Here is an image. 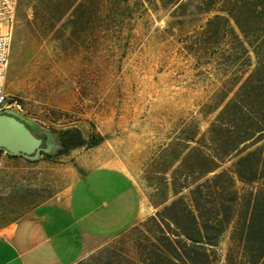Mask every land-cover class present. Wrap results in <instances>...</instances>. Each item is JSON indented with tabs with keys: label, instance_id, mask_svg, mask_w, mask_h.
Listing matches in <instances>:
<instances>
[{
	"label": "rangeland",
	"instance_id": "rangeland-1",
	"mask_svg": "<svg viewBox=\"0 0 264 264\" xmlns=\"http://www.w3.org/2000/svg\"><path fill=\"white\" fill-rule=\"evenodd\" d=\"M167 1L17 2L10 102L54 131L78 129L100 142L56 154V162L89 154L94 164L128 170L142 191L140 221L77 264H145L156 235L163 234L155 218L178 196L189 199L210 154L209 127L252 68L222 59L233 38L215 36L209 27L226 14L216 9L220 3L206 10L201 0H181L185 14ZM229 242L228 231L218 264H226Z\"/></svg>",
	"mask_w": 264,
	"mask_h": 264
},
{
	"label": "trees",
	"instance_id": "trees-1",
	"mask_svg": "<svg viewBox=\"0 0 264 264\" xmlns=\"http://www.w3.org/2000/svg\"><path fill=\"white\" fill-rule=\"evenodd\" d=\"M180 2L166 4H179L187 14ZM201 2L206 10L220 3L216 9L226 13L209 26L215 36L233 38L224 63L252 68L209 127L210 154L197 170L189 199L178 196L155 218L163 234L156 235L145 264H218L223 257L218 247L228 231L226 264H264V0ZM58 132L64 147L47 157L100 143L78 129Z\"/></svg>",
	"mask_w": 264,
	"mask_h": 264
},
{
	"label": "crops",
	"instance_id": "crops-1",
	"mask_svg": "<svg viewBox=\"0 0 264 264\" xmlns=\"http://www.w3.org/2000/svg\"><path fill=\"white\" fill-rule=\"evenodd\" d=\"M92 157L60 163L0 151V264H77L140 221L133 175Z\"/></svg>",
	"mask_w": 264,
	"mask_h": 264
},
{
	"label": "water",
	"instance_id": "water-1",
	"mask_svg": "<svg viewBox=\"0 0 264 264\" xmlns=\"http://www.w3.org/2000/svg\"><path fill=\"white\" fill-rule=\"evenodd\" d=\"M63 147L59 132L39 120L21 114L14 107L0 112V150L36 160Z\"/></svg>",
	"mask_w": 264,
	"mask_h": 264
},
{
	"label": "built area",
	"instance_id": "built-area-1",
	"mask_svg": "<svg viewBox=\"0 0 264 264\" xmlns=\"http://www.w3.org/2000/svg\"><path fill=\"white\" fill-rule=\"evenodd\" d=\"M18 0H0V112L14 107L7 91V74L16 24Z\"/></svg>",
	"mask_w": 264,
	"mask_h": 264
},
{
	"label": "flooded vegetation",
	"instance_id": "flooded-vegetation-1",
	"mask_svg": "<svg viewBox=\"0 0 264 264\" xmlns=\"http://www.w3.org/2000/svg\"><path fill=\"white\" fill-rule=\"evenodd\" d=\"M44 137V136H43ZM45 138V137H44Z\"/></svg>",
	"mask_w": 264,
	"mask_h": 264
}]
</instances>
